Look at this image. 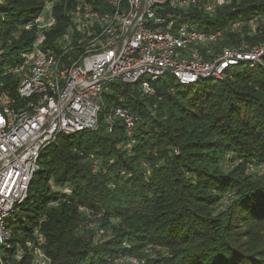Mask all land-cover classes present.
Here are the masks:
<instances>
[{"label":"trees","instance_id":"obj_1","mask_svg":"<svg viewBox=\"0 0 264 264\" xmlns=\"http://www.w3.org/2000/svg\"><path fill=\"white\" fill-rule=\"evenodd\" d=\"M42 2L2 0L0 73L30 47L33 32L24 26ZM64 7H55L49 37L67 26ZM263 12L264 0L234 1L210 18L197 17L198 27L246 24ZM245 24L223 43H263L264 25L249 34ZM0 80L16 99L17 80ZM153 86L154 97L135 86L113 87L96 130L60 135L42 152L27 198L10 220L12 241L30 239L39 226L51 264H104L120 254L150 264H264V176L247 167L264 166L263 68L241 67L207 86L181 85L166 74ZM111 106L139 118L129 151L121 119L110 132L102 120ZM90 155L99 162L96 173ZM223 199L228 203L217 211Z\"/></svg>","mask_w":264,"mask_h":264},{"label":"built area","instance_id":"obj_2","mask_svg":"<svg viewBox=\"0 0 264 264\" xmlns=\"http://www.w3.org/2000/svg\"><path fill=\"white\" fill-rule=\"evenodd\" d=\"M234 1L240 0H43L39 13L24 26L33 32L30 47L19 54L17 64L3 65L0 73L1 78L17 80L16 99L0 80V264H5L2 250L7 264H23L25 257L28 264H51L39 226L30 239L13 242L10 220L27 198L42 152L60 135L96 130L105 96L113 87L135 86L141 95L154 97L153 83L166 74L190 85L223 81L241 67L264 70V42L223 43L231 33H239L244 22L211 30L198 27L197 17L210 18ZM61 3L67 26L49 37L57 23L55 7ZM245 25L254 34L264 25V12ZM116 118L125 127L129 151L139 118L128 109L111 106L102 117L108 132ZM90 158L91 172L96 173L99 162ZM247 167L248 172L264 176V166ZM63 191L70 193L67 187ZM104 264L150 263L144 257L120 254Z\"/></svg>","mask_w":264,"mask_h":264},{"label":"rangeland","instance_id":"obj_3","mask_svg":"<svg viewBox=\"0 0 264 264\" xmlns=\"http://www.w3.org/2000/svg\"><path fill=\"white\" fill-rule=\"evenodd\" d=\"M216 82H218V81H216V80H206L205 81V85L207 86V85H210V84H212V83H216ZM228 166L227 165H225L224 166V170H226V169H228L227 168ZM231 196V195H230ZM228 203V202H227ZM227 203H225V199H223L222 200V204H220V205H218V208H216V210L217 211H222V208H224L225 206H226V204ZM110 220V219H109ZM114 221V220H113ZM116 221H114V223H115ZM1 257H2V259H3V261H5V264H7V256L4 254V251L2 250L1 251Z\"/></svg>","mask_w":264,"mask_h":264}]
</instances>
